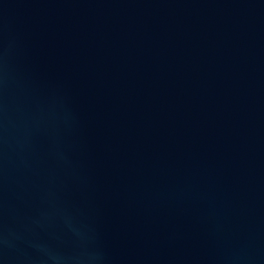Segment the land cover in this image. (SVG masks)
I'll list each match as a JSON object with an SVG mask.
<instances>
[{"label": "water", "instance_id": "1", "mask_svg": "<svg viewBox=\"0 0 264 264\" xmlns=\"http://www.w3.org/2000/svg\"><path fill=\"white\" fill-rule=\"evenodd\" d=\"M0 264H264V0H0Z\"/></svg>", "mask_w": 264, "mask_h": 264}]
</instances>
